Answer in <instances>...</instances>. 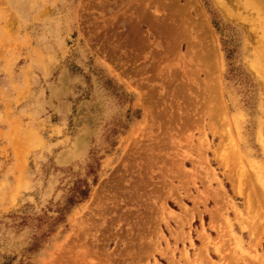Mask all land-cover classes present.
Here are the masks:
<instances>
[{
	"label": "rangeland",
	"instance_id": "374dc122",
	"mask_svg": "<svg viewBox=\"0 0 264 264\" xmlns=\"http://www.w3.org/2000/svg\"><path fill=\"white\" fill-rule=\"evenodd\" d=\"M260 21L264 0H0V264H264Z\"/></svg>",
	"mask_w": 264,
	"mask_h": 264
},
{
	"label": "trees",
	"instance_id": "16d2710c",
	"mask_svg": "<svg viewBox=\"0 0 264 264\" xmlns=\"http://www.w3.org/2000/svg\"><path fill=\"white\" fill-rule=\"evenodd\" d=\"M215 27L218 29V26L216 24H215ZM111 145H113V144L111 143ZM97 161H98V158L96 157V151H94L91 153V162L87 166L88 174L94 173V170H95L94 164H96ZM86 186H87V183L83 182V186H82L80 181H78V182H76V184H74V187L70 191L71 193L66 198L64 206L61 207V209H59V211H58V214L60 216H62L64 212L70 213L71 209L75 205H77V204H79V203H81L87 199L88 194H89V190H88V187H86Z\"/></svg>",
	"mask_w": 264,
	"mask_h": 264
},
{
	"label": "bare ground",
	"instance_id": "6f19581e",
	"mask_svg": "<svg viewBox=\"0 0 264 264\" xmlns=\"http://www.w3.org/2000/svg\"><path fill=\"white\" fill-rule=\"evenodd\" d=\"M224 11H225V15H226L228 18L231 19V18L234 17L233 14H231V12H230L229 9L226 8V10L224 9ZM232 16H233V17H232ZM235 18H237V16H235ZM256 25H257V27H259L260 29H264V23H263V21L258 22ZM254 66H255V65H254ZM258 168H260V169H258V172L264 169L263 166H259ZM261 172H263V175H262V178H261L259 181H260V183L262 184V186H264V171H261Z\"/></svg>",
	"mask_w": 264,
	"mask_h": 264
}]
</instances>
